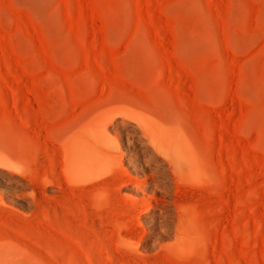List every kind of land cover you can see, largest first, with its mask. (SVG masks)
<instances>
[{"label":"rangeland","instance_id":"1","mask_svg":"<svg viewBox=\"0 0 264 264\" xmlns=\"http://www.w3.org/2000/svg\"><path fill=\"white\" fill-rule=\"evenodd\" d=\"M86 122L113 158L78 172ZM0 226L100 264H264V0H0Z\"/></svg>","mask_w":264,"mask_h":264},{"label":"bare ground","instance_id":"2","mask_svg":"<svg viewBox=\"0 0 264 264\" xmlns=\"http://www.w3.org/2000/svg\"><path fill=\"white\" fill-rule=\"evenodd\" d=\"M84 131L86 133V136L78 137L76 139V146L79 150V153L78 155L75 156L76 158L75 163L78 172L82 171L83 168L84 169L90 168L93 170L96 165L97 157L99 153H101L102 155L101 159L104 163L108 162L109 160H111V158H113V155H111L112 154L111 147L107 145L108 143L106 145H99L98 139L100 140L99 137L100 135L98 133V129L95 128L93 123L86 122L84 124ZM165 153H166V158L171 168L174 169L173 171H175V173H179V171L182 170L183 168H189V164H190L188 163L189 161L193 163V161H191L192 158L189 159L188 156H186L187 158H185V160L189 159V161L188 160L184 161V158L182 160L184 162L181 161L182 151L181 149H179V147L175 149H171ZM94 179H95L94 176L91 177L89 176L88 179H86L85 181L91 183L93 182ZM134 180L136 181L135 183L134 181H132L134 183L132 184L133 187L139 188L140 185L139 180L137 178ZM103 188L101 186V189ZM103 190L105 191V189ZM101 191L102 190H98V192ZM116 198L117 197L115 196L114 193H107V191L106 193H101L96 196V200L102 204L101 205L102 207L103 206L108 207L110 203H113L115 204V209L116 207L117 209L118 207L122 208V205L119 203V201H117ZM135 211L137 214L140 213L139 209L138 210L135 209ZM124 224L126 226L129 225L130 223L125 222L123 223V226ZM129 235H127V237ZM123 236L121 235V237L119 238L120 239L119 242L120 243L126 242L127 244H129V247L132 246L134 242L130 241V239L127 240V237L125 239L124 238L125 236L124 237ZM187 237H188V233L186 232V234L184 235L185 240H187ZM83 254H84V258L82 259L78 256L77 249H75L70 254L62 255V256L57 255L53 251H51V249H49V247H47L45 244L38 242L34 238V236L30 234V232L25 231L21 228L15 229L13 227L12 229H10L7 228L6 226L5 227L0 226V264H100V262L94 259L91 252L84 251ZM115 259L111 260L110 263L102 262V264H117V260Z\"/></svg>","mask_w":264,"mask_h":264}]
</instances>
